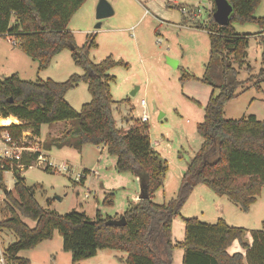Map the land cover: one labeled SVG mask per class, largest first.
I'll use <instances>...</instances> for the list:
<instances>
[{
  "label": "trees",
  "instance_id": "1",
  "mask_svg": "<svg viewBox=\"0 0 264 264\" xmlns=\"http://www.w3.org/2000/svg\"><path fill=\"white\" fill-rule=\"evenodd\" d=\"M85 1L0 0V36H12L16 45L37 62L39 70L46 69L55 55L70 49L72 44L71 57L83 71L63 81L24 80L17 73L0 76V117L13 115L21 121L0 130L19 141L26 129L38 136L42 124L70 121L71 128L59 137L45 138L42 148L49 151L52 146H72L77 150L85 144L104 146L109 155L116 157L118 171L138 177L141 198L123 212L124 225L107 223L118 216L104 217L99 209L94 218L75 210L59 214L38 203L34 186H27L20 174L19 168L32 165L39 152L25 162L22 158H0V190L6 188L5 171H12L14 176L13 189L5 194L7 215L0 218V230L7 229L16 235V240L5 249L7 262L32 264L18 253L51 240L57 232L62 237V250L71 254V264L94 257L103 249L125 251L126 264H172L175 247L183 248L182 264H264V218L261 228L251 231V243L243 240L244 228L230 226L221 217L213 223L198 217L184 218L183 239L174 243L172 238L173 219L196 185L203 184L218 196L227 197L244 212L264 188V120L253 114L237 119L224 117V105L238 96V89H259L258 83L264 82V46L256 82L243 87L248 80L237 78L247 55L248 34L237 33L232 26L233 22L254 23L259 33L264 32V15H254L261 0H228L233 11L229 22L223 25L214 20L213 12L202 24L193 17V8L175 5L178 10L186 9L182 23L208 33L209 61L200 80L212 86V93L204 106L203 119L196 125L203 141L188 162L175 196L162 203L154 202L152 197L163 185L168 162L151 146L148 122L136 121L129 128H120L112 113L110 84L115 77L109 71L127 64L111 55L93 62L89 53L97 46L96 34L86 35L84 43L77 46L68 29L70 19ZM217 63L223 78L220 83L211 74ZM190 78L183 71L180 82ZM80 82L87 85L91 98L75 110L65 95ZM215 89L219 90L217 94ZM106 202L111 200L105 199ZM22 218L31 219L34 226L30 227ZM234 240H238L244 254L227 251Z\"/></svg>",
  "mask_w": 264,
  "mask_h": 264
},
{
  "label": "rangeland",
  "instance_id": "2",
  "mask_svg": "<svg viewBox=\"0 0 264 264\" xmlns=\"http://www.w3.org/2000/svg\"><path fill=\"white\" fill-rule=\"evenodd\" d=\"M107 1L112 6L113 13L100 20L99 28L95 27L98 22L95 9L99 0H86L70 19L68 29L77 46L84 43L86 35L96 34L97 46L89 53L93 62H99L111 55L127 64V67L117 65L109 71L115 77L110 84L112 113L117 127L132 126L139 121L142 113L140 100H146L150 141L161 142L159 149L162 150V156L168 160L163 196L161 192L153 196L154 202L162 203L175 196L181 180L179 173L184 172L203 141L196 131V125L202 121L204 106L212 93V86L200 80L209 61L208 33L206 29L182 23L183 18L175 5L169 8L179 16L178 23L175 19H160L137 0ZM254 15H264V0L259 3ZM205 16L207 14L203 12L200 23H204L202 20ZM185 25L189 28L183 27ZM232 26L237 33L248 34L247 55L237 78L248 80L243 87L250 86L256 82L255 74L261 68L260 55L263 46L257 35L259 28L254 23L233 22ZM7 39L16 45L17 41L12 36H0V49L3 47L1 43H8ZM20 51L17 53L21 55L22 60L18 62L16 70L19 71L17 74L21 79L36 81L50 78L63 81L73 73L83 72L82 68L74 63L69 48L62 50L63 52L54 59L55 55L48 67L42 70L38 69L36 61L21 49ZM168 58L177 61V64H170ZM233 65L239 68L236 63ZM247 65L250 66L248 70ZM183 71L191 78L182 83L180 78ZM13 72L15 73L0 67V76H8ZM211 74L216 83L223 81L218 63ZM258 85L259 89L256 86L238 89V96L225 103L224 117L237 119L254 114L258 120H264V82H259ZM135 89L136 92L132 94ZM218 91L213 90L214 94ZM66 96L75 110H79L81 105L91 98L85 83L69 89ZM42 125L47 127V124ZM52 125H49L50 131L56 134L49 131L42 140L29 138L26 143L39 149L42 153V163L34 161L26 169H23L25 166L19 168L25 178V184L34 186L35 199L43 208L59 214L75 210L94 218L96 210L99 209L104 217H120L131 206V194L139 186L135 176L131 172L118 171L115 167L116 157L109 155L102 146L91 144L83 145L80 150L72 146H52L46 153L49 155L50 165L46 170L45 150L42 148L44 139L59 137L72 127L70 121L54 127ZM32 155L27 156L23 152L20 158L25 162ZM63 163L69 166L67 172L57 169ZM81 167L88 171L83 172ZM4 183L5 190H0V218L7 215L5 194L9 191L8 186L11 187L10 190L13 189L12 171H5ZM193 190L180 214L174 218V243L183 239V219L189 217H198L201 221L210 223L219 217L224 218L228 225L244 228L243 240L251 242V231L261 228L264 218V188L247 212L242 211L227 197L218 196L203 184L196 185ZM105 199L111 200V203H104ZM22 220L30 227L34 226L31 219ZM15 240L16 235L12 231L0 230V255L4 259L2 264H9L5 258V249ZM235 248L243 251L237 242L229 250L232 252ZM40 251H43V254ZM18 256H32L36 258L34 264H71V254L62 250V237L57 232L48 244L39 248L38 254L22 250ZM182 256L183 248L175 247L172 264H182ZM125 257V251L103 249L99 250L96 256L82 260L79 264H126Z\"/></svg>",
  "mask_w": 264,
  "mask_h": 264
},
{
  "label": "crops",
  "instance_id": "3",
  "mask_svg": "<svg viewBox=\"0 0 264 264\" xmlns=\"http://www.w3.org/2000/svg\"><path fill=\"white\" fill-rule=\"evenodd\" d=\"M137 2H139L141 5L143 6H147L148 9H150L157 17H159L160 19L162 20H165V21H172V20H176V22L178 23V20H179V16L177 15V13L170 9L169 6L171 5H179V4H184L183 6L185 5H188V7H191V9L193 8V12H194V18L196 19H201L202 18V13L203 12H206L207 16H205V19L202 20V21H206L208 19V16L213 12L214 10V2L213 0H137ZM179 11V14H181V16L183 17V14ZM182 24V23H181ZM178 25V24H177ZM183 27H186V28H189L187 25L183 26ZM263 33V32H262ZM262 33H259L257 32V35L259 36L260 38V41H261V34ZM8 40V39H7ZM6 42L8 43H1L3 44L2 46V49H0V67L3 68V69H7L8 71H15V73H19L18 70V62L22 60V57L19 53H17L18 51H20L19 47H16V45H13L12 42H10V40H8ZM261 43V42H260ZM17 50V51H16ZM64 51V50H63ZM62 51V52H63ZM62 52H60L59 54H57L55 58H57ZM17 67V68H16ZM34 68V67H33ZM14 73V72H13ZM82 73V72H81ZM12 74V73H11ZM57 81V80H56ZM80 83H83V82H80ZM78 83V84H80ZM77 84V85H78ZM76 85V86H77ZM75 86V87H76ZM65 98L66 100L68 101V103L72 106L71 102L68 100L67 96L65 95ZM74 108V106H72ZM254 115V114H253ZM256 117V116H255ZM20 124L21 121H19L17 119V117L13 116V115H9L7 117H0V127H3V126H8L10 124ZM62 121L60 122H57L55 124H53L52 126H57L58 124H61ZM127 123V122H125ZM128 124V123H127ZM130 126L128 127H123V128H129ZM50 128L51 126H49L47 124V127H43V125L40 126V133H39V136H35L31 133V130L30 129H26L22 132V137L24 138H33L34 140H37V141H40L44 138V136L50 131ZM52 134H56L54 131H50ZM4 133V130H0V155H2V149L4 147V143L2 141V135ZM42 138V139H41ZM151 142V141H150ZM155 142H157V144H152L151 142V146L153 147V149L161 156L164 158V156H162V150L159 149V146H161V142L159 140H156ZM103 149H105L104 146H102ZM52 149V148H51ZM50 151V150H49ZM48 151H45L44 152V159L46 161V167L47 166H50L49 165V161H48V158H49V155H47ZM30 154H33L31 151H24V155H27L29 156ZM166 159V158H164ZM167 160V159H166ZM168 162V160H167ZM40 164L42 162H39ZM31 166V165H30ZM28 166V167H30ZM45 167V166H44ZM83 169V167H81ZM24 169V168H23ZM22 170V169H21ZM86 170L88 171L87 169H83V171ZM22 172L20 171V174ZM167 173V171H166ZM182 171L179 173V176H182ZM165 177H166V174H165ZM135 179L139 182V179L138 177H135ZM165 181L166 179L164 178L163 180V185L162 187L160 188L161 191L157 190L155 193H159L161 192V195L163 196V193H164V186H165ZM11 187L8 186V190H10ZM195 189V188H194ZM194 191V190H193ZM154 196V195H153ZM141 198V186H140V183H139V186L137 188V190L131 194V201L132 202H137L139 199ZM152 200H153V197H152ZM166 201V200H164ZM163 201V202H164ZM123 214V213H122ZM226 221V220H225ZM173 224H174V219H173ZM173 224H172V230H173ZM184 236V234H183ZM54 237V236H53ZM52 240V239H51ZM51 240H45L43 242H41L40 244H38L35 248L33 249H29L28 251L31 252V254H38L39 252V248L43 245V244H48ZM235 242H237V244L240 246L238 240H234L232 242V244L227 248V251L231 254V253H234V252H241L242 254H244V249L243 251H240L238 249H234L232 250V252L229 250L230 248H232L233 244H235ZM248 243H251V242H248ZM241 247V246H240ZM242 248V247H241ZM99 252V250H98ZM97 252V254H98ZM20 253V252H19ZM18 253V254H19ZM41 254H43V251H40ZM96 254V255H97ZM173 254H174V251H173ZM95 255V256H96ZM25 258H28L32 264L36 263L35 259L32 257V256H28V257H25ZM174 258V257H173ZM174 260V259H173ZM79 264V263H77Z\"/></svg>",
  "mask_w": 264,
  "mask_h": 264
},
{
  "label": "built area",
  "instance_id": "4",
  "mask_svg": "<svg viewBox=\"0 0 264 264\" xmlns=\"http://www.w3.org/2000/svg\"><path fill=\"white\" fill-rule=\"evenodd\" d=\"M180 11L182 13H186L185 7L180 8ZM261 44L264 46V32L261 34ZM140 106L142 109V113L139 118V122H148L149 121V115L147 114V102L145 99L140 100ZM27 138L22 137L19 141L14 140L11 138L8 132H4L2 135V141L4 143V147L2 149V158H8V159H20L21 154L24 151H31V152H39V156L37 158V161L40 162L42 160V153L39 151V149L27 145ZM152 144H157V142H152ZM68 165L62 164L60 167H58V171L67 172L68 171ZM94 173L95 171L92 170ZM84 172V171H83ZM4 261L2 255H0V264H2Z\"/></svg>",
  "mask_w": 264,
  "mask_h": 264
},
{
  "label": "water",
  "instance_id": "5",
  "mask_svg": "<svg viewBox=\"0 0 264 264\" xmlns=\"http://www.w3.org/2000/svg\"><path fill=\"white\" fill-rule=\"evenodd\" d=\"M214 2V10H213V18L218 24H226L229 22L230 15L233 11L232 5L229 3L228 0H213ZM113 13V8L107 0H99L96 5L95 9V16L98 19L95 27L99 28L101 25L100 20L104 17L110 16ZM70 49L74 48V45H69ZM167 61L172 64L176 65L177 61L168 58ZM136 92V89L132 91V94ZM109 224L114 225H124L126 223V219L123 215L118 218H111L107 221Z\"/></svg>",
  "mask_w": 264,
  "mask_h": 264
}]
</instances>
